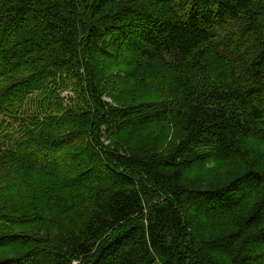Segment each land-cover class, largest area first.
<instances>
[{
	"label": "trees",
	"instance_id": "trees-1",
	"mask_svg": "<svg viewBox=\"0 0 264 264\" xmlns=\"http://www.w3.org/2000/svg\"><path fill=\"white\" fill-rule=\"evenodd\" d=\"M0 264H264V0H0Z\"/></svg>",
	"mask_w": 264,
	"mask_h": 264
},
{
	"label": "rangeland",
	"instance_id": "rangeland-1",
	"mask_svg": "<svg viewBox=\"0 0 264 264\" xmlns=\"http://www.w3.org/2000/svg\"><path fill=\"white\" fill-rule=\"evenodd\" d=\"M63 96H64L66 99H68L69 96H70V93H69V92H65V93L63 94Z\"/></svg>",
	"mask_w": 264,
	"mask_h": 264
}]
</instances>
